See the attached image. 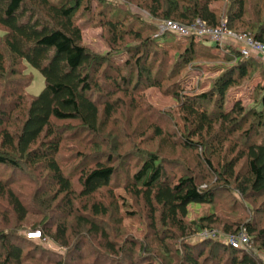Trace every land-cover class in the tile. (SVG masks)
<instances>
[{"label": "trees", "instance_id": "1", "mask_svg": "<svg viewBox=\"0 0 264 264\" xmlns=\"http://www.w3.org/2000/svg\"><path fill=\"white\" fill-rule=\"evenodd\" d=\"M198 18L264 43V0H0V264H264V61L157 33ZM204 64L219 71L209 88L183 90ZM256 74L253 104L227 124L230 91ZM204 229H245L251 246Z\"/></svg>", "mask_w": 264, "mask_h": 264}, {"label": "rangeland", "instance_id": "2", "mask_svg": "<svg viewBox=\"0 0 264 264\" xmlns=\"http://www.w3.org/2000/svg\"><path fill=\"white\" fill-rule=\"evenodd\" d=\"M122 8H128L133 13L146 16V12L142 10L137 5H121ZM149 20V18H146ZM0 29V35L3 33ZM102 29L97 25H87L82 26V36L85 44L94 50L105 51L107 46L102 39ZM212 45V43H210ZM217 51V48L213 52ZM258 62H263L262 60H256ZM209 65V66H208ZM28 71L33 74L30 85L27 87V91L31 95H37L44 87V78L40 72L30 66H28ZM219 71L215 68L213 64H204L201 69H190L186 76L181 79V86L183 90L202 92L209 88L213 79L217 77ZM259 81V76L256 74L254 78L247 84L242 85L240 88H236L230 91L228 95V105L226 110V115L224 120L227 124H231L236 121L253 103L250 100V93ZM148 96L150 100L160 106L167 107L170 106V100L165 98L157 90H148ZM204 207L202 206H191L189 209V217L196 218L204 212ZM125 230L132 231L133 233L139 235L140 225L134 224L132 222H125ZM217 230V229H216ZM219 231V230H217ZM220 232V231H219ZM55 247V246H54Z\"/></svg>", "mask_w": 264, "mask_h": 264}, {"label": "built area", "instance_id": "3", "mask_svg": "<svg viewBox=\"0 0 264 264\" xmlns=\"http://www.w3.org/2000/svg\"><path fill=\"white\" fill-rule=\"evenodd\" d=\"M158 34L172 32L178 37L196 35L219 46L228 43L236 48L243 57H252L255 60L264 61V43L253 38L247 33H238L229 29L224 21L217 26H209L201 19H196L190 25H184L173 20L156 21ZM28 239H43L39 230H32L26 233ZM220 236L232 247L250 248L251 242L245 229H240L236 233L222 234L216 229H204L198 233V237Z\"/></svg>", "mask_w": 264, "mask_h": 264}, {"label": "crops", "instance_id": "4", "mask_svg": "<svg viewBox=\"0 0 264 264\" xmlns=\"http://www.w3.org/2000/svg\"><path fill=\"white\" fill-rule=\"evenodd\" d=\"M210 43H212V42H210ZM213 44V43H212Z\"/></svg>", "mask_w": 264, "mask_h": 264}]
</instances>
